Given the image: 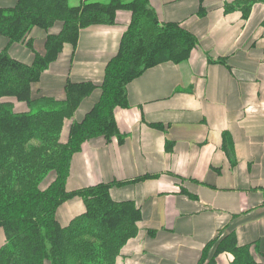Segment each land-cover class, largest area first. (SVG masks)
Returning a JSON list of instances; mask_svg holds the SVG:
<instances>
[{
	"label": "crops",
	"instance_id": "obj_1",
	"mask_svg": "<svg viewBox=\"0 0 264 264\" xmlns=\"http://www.w3.org/2000/svg\"><path fill=\"white\" fill-rule=\"evenodd\" d=\"M15 1L0 0V7ZM233 1L203 0L201 15L198 0H150L161 22L180 23L197 45L186 60L158 64L128 84V105L114 110L121 141L93 137L71 158L67 191L110 183L114 200H133L141 210L138 233L118 264H196L206 243L225 228L264 254V5L255 4L243 20L239 11H224ZM130 17L122 10L113 25L82 29L76 48L63 46L35 94L62 98L67 77L99 86ZM59 28L56 23L50 31ZM29 36L42 50L46 32L35 27ZM4 45L0 37V49ZM13 50L24 62L33 58L26 47ZM100 96L97 87L85 97L75 121ZM14 109L26 105L14 102ZM82 209L73 198L57 216L66 222ZM4 240L0 227V246ZM231 259L222 253L216 264Z\"/></svg>",
	"mask_w": 264,
	"mask_h": 264
},
{
	"label": "trees",
	"instance_id": "obj_2",
	"mask_svg": "<svg viewBox=\"0 0 264 264\" xmlns=\"http://www.w3.org/2000/svg\"><path fill=\"white\" fill-rule=\"evenodd\" d=\"M198 1L203 15V0ZM257 3L264 0H234L224 11H239L246 20ZM122 10L130 12V21L99 86L67 77L62 98L35 94L33 88L65 44L75 49L82 29L113 25ZM56 23L60 28L51 32ZM35 27L46 32L40 51L29 36ZM0 37L5 40L0 49V227L5 236L0 264H116L138 233L141 210L133 200H114L110 183L67 191L71 158L93 137L121 141L114 110L128 105V84L158 64L186 60L196 37L180 23L161 22L150 0H16L0 7ZM15 44L33 53L30 62L9 52ZM97 87L99 100L75 121L80 103ZM14 100L26 109L16 111ZM73 198L82 201L83 209L62 222L57 210ZM222 253L232 256L228 264H264L255 258H264L258 246L240 243L232 228L208 241L196 264H216Z\"/></svg>",
	"mask_w": 264,
	"mask_h": 264
},
{
	"label": "rangeland",
	"instance_id": "obj_3",
	"mask_svg": "<svg viewBox=\"0 0 264 264\" xmlns=\"http://www.w3.org/2000/svg\"><path fill=\"white\" fill-rule=\"evenodd\" d=\"M75 3H77V0H70V4H75ZM16 47L25 48V47H23V46H21V45H18V44L12 45V46L9 48V52H10L12 55H15V56H16V52H15V50H13V48H16ZM38 47H39V49L42 48V46H39V44H38ZM23 54H24V53H22V50H19L18 53H17V55H18L19 57L25 59V57H24ZM14 102L17 103L16 100H14ZM23 103H24V102H23ZM52 176H53L52 174H49V175L45 178V180H44V182H43V185H46V183L48 182V180H49ZM120 258H121V257H119L117 260H119ZM119 261H120V260H119ZM119 261L116 262V264H118Z\"/></svg>",
	"mask_w": 264,
	"mask_h": 264
}]
</instances>
